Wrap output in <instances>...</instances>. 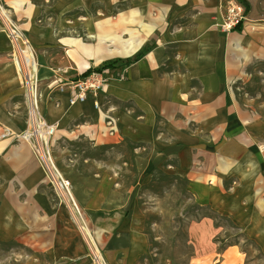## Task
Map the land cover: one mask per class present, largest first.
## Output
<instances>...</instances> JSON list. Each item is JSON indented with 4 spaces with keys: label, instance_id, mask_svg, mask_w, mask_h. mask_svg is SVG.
I'll use <instances>...</instances> for the list:
<instances>
[{
    "label": "crops",
    "instance_id": "0c3cea01",
    "mask_svg": "<svg viewBox=\"0 0 264 264\" xmlns=\"http://www.w3.org/2000/svg\"><path fill=\"white\" fill-rule=\"evenodd\" d=\"M228 1L13 0L11 13L36 52L45 116L58 124L59 168L111 264L125 260L139 205L134 188H115L116 173H85L94 160L80 143L105 155L135 146L140 185L172 171L200 207L229 219L264 253V115L239 94L250 69L264 66V0H247L251 29L225 32L219 24ZM4 47L0 37V242H18L60 264H88L83 239L30 147L2 138L6 128L26 127L21 80L1 65ZM141 52L129 66L115 64L127 67L128 80L108 86L98 109L92 100L70 106V92H56L60 80ZM219 232L212 216L193 224L192 264L214 263ZM220 256L218 264H244L246 257L239 246Z\"/></svg>",
    "mask_w": 264,
    "mask_h": 264
},
{
    "label": "rangeland",
    "instance_id": "374dc122",
    "mask_svg": "<svg viewBox=\"0 0 264 264\" xmlns=\"http://www.w3.org/2000/svg\"><path fill=\"white\" fill-rule=\"evenodd\" d=\"M3 2L10 15H12L13 0H3ZM34 3L53 6L56 0H34ZM231 3L240 5L244 13L246 12L245 6L238 0L228 1L225 7L226 10ZM248 4L250 7L249 2ZM12 18L16 22L13 15ZM246 19H248L247 16ZM248 21L246 20V24L242 25V29L247 28ZM221 24L220 22V28ZM236 27H233L232 30ZM0 37L5 43L1 65L6 68V65L14 62V54L17 50L13 47L7 32L0 33ZM7 69L11 73L18 74L21 80V88H23L22 76L17 67ZM250 71L254 75L246 78L244 86L242 84L243 89L239 92L240 100L244 104L255 108L259 114L264 115V83L258 74L259 71L264 72V66H253ZM127 80L128 76L124 82ZM77 146L85 150L84 157L88 156L94 160L92 168L82 167L85 173L94 172L97 168L99 172L106 171L112 176L116 173L117 175L114 177L119 184L115 188L120 193L126 194L134 188V199H137L139 205L134 221L139 222L133 223L134 221L131 220L133 237L127 243L129 244L128 251L123 256L120 255L122 257L120 258L121 261L125 259L120 264H192L195 247L191 236V228L194 223L204 216H212L216 227L220 231L214 241L221 249L216 254V260L213 264H218L224 249L234 246H239L244 251L246 256L244 264H264V253L260 247L248 240L229 219L214 216L200 207L194 197L188 193L186 181L177 174L168 170L166 172L158 171L147 185H140L133 157L135 146L125 144L116 148L111 155H105L101 150H92L86 143H80ZM123 154H125V157H123ZM124 162L127 163V167L122 166ZM72 190L74 196L73 185ZM53 194L55 195L54 192ZM55 197L57 198L56 195ZM74 199L76 201L75 197ZM57 200L59 202L58 198ZM78 207L83 216L82 220L86 228L85 234H82L79 226L75 224L71 216L70 218L85 244L84 259H87L88 264H95L93 253L85 238L87 233L92 236L95 247L100 252L105 264H111L97 243L93 229L88 222V217L83 212L84 210L79 205ZM92 250L94 249L92 248ZM61 260V258H57L52 261L48 254L34 252L18 242H0V264H60Z\"/></svg>",
    "mask_w": 264,
    "mask_h": 264
},
{
    "label": "built area",
    "instance_id": "2783aa9c",
    "mask_svg": "<svg viewBox=\"0 0 264 264\" xmlns=\"http://www.w3.org/2000/svg\"><path fill=\"white\" fill-rule=\"evenodd\" d=\"M246 20L243 8L240 5L231 3L226 10V15L223 17L221 28L225 32H230L233 27L239 24H246ZM0 23L7 25V29L4 32L8 33L13 47L17 50L14 54V61H16V67L22 76L23 98L26 107L25 129L22 132L14 133L6 128L4 129L2 138H13L16 141L26 143L30 147L45 174L51 190L55 193L59 202L67 207L72 220L79 226L82 234H85L86 228L82 220L83 216L74 199L72 183L61 172L54 154L53 141L58 124L50 122L44 113V100L40 93V80L35 50L24 32L13 20L3 0H0ZM27 51L32 54L33 65L24 63L22 55ZM126 77L127 67L123 65L112 67L101 66L91 69L89 73L81 75L75 80L67 82L60 80L56 87V92L58 94L70 92L71 97L68 100L70 106L80 105L88 100H92L94 108L98 109L99 103L97 98L101 93L112 84L123 83ZM86 236V241L93 253L94 263L105 264L100 252L95 247L92 236L87 233Z\"/></svg>",
    "mask_w": 264,
    "mask_h": 264
},
{
    "label": "trees",
    "instance_id": "16d2710c",
    "mask_svg": "<svg viewBox=\"0 0 264 264\" xmlns=\"http://www.w3.org/2000/svg\"><path fill=\"white\" fill-rule=\"evenodd\" d=\"M238 2H240L242 5L245 6V8H246L245 9L246 10L245 14L247 15L249 13V11H250L249 10L250 7H249L248 2L246 0H238ZM241 28H242V24H239L235 29H241ZM143 55H144V52H141V53H139L138 55H136L132 59H127V60H124V61L123 60H115V61L107 64L106 66L112 67V66H114L115 64H118V63H121V64H124L126 66H129V65L139 61L143 57ZM90 71H87L85 74L89 73Z\"/></svg>",
    "mask_w": 264,
    "mask_h": 264
},
{
    "label": "bare ground",
    "instance_id": "6f19581e",
    "mask_svg": "<svg viewBox=\"0 0 264 264\" xmlns=\"http://www.w3.org/2000/svg\"><path fill=\"white\" fill-rule=\"evenodd\" d=\"M251 28H252V26L250 24H248L247 29H251ZM6 29H7V25H3V24L0 23V33H3ZM22 57L24 58V63L25 64L33 65L32 54L29 51L23 53ZM8 66L9 67H15L16 66V61H14L13 63H9ZM36 66H37V64H36ZM138 222L139 221H137V220L134 221V223H138Z\"/></svg>",
    "mask_w": 264,
    "mask_h": 264
}]
</instances>
